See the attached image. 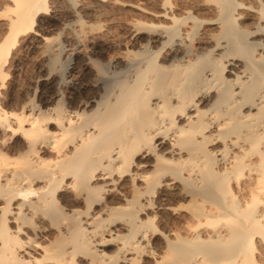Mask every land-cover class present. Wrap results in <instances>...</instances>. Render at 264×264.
Returning a JSON list of instances; mask_svg holds the SVG:
<instances>
[{
    "label": "bare ground",
    "instance_id": "1",
    "mask_svg": "<svg viewBox=\"0 0 264 264\" xmlns=\"http://www.w3.org/2000/svg\"><path fill=\"white\" fill-rule=\"evenodd\" d=\"M0 264H264V0H0Z\"/></svg>",
    "mask_w": 264,
    "mask_h": 264
},
{
    "label": "rangeland",
    "instance_id": "2",
    "mask_svg": "<svg viewBox=\"0 0 264 264\" xmlns=\"http://www.w3.org/2000/svg\"><path fill=\"white\" fill-rule=\"evenodd\" d=\"M33 55H34V53H33ZM32 56V55H31ZM35 57V56H34Z\"/></svg>",
    "mask_w": 264,
    "mask_h": 264
}]
</instances>
